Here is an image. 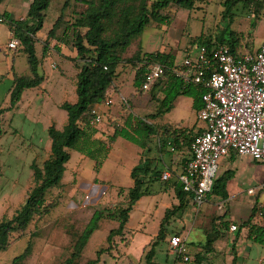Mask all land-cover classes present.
Masks as SVG:
<instances>
[{
	"label": "rangeland",
	"instance_id": "obj_1",
	"mask_svg": "<svg viewBox=\"0 0 264 264\" xmlns=\"http://www.w3.org/2000/svg\"><path fill=\"white\" fill-rule=\"evenodd\" d=\"M224 1L207 0L205 4L197 5L199 7L192 11L170 6L163 11L168 17L167 22L161 25L152 24L145 28L142 35L128 48L124 58H130L141 47V50L147 53L170 52L176 62L180 63L188 52L195 49L194 46L189 50L194 37L203 34L206 38L214 39L222 27L226 26L222 20ZM260 1L263 3V8L257 19H254L252 13L241 4L232 9L230 29L237 35L246 37L241 40L239 52H247L246 43L252 44L254 52L264 39V0ZM61 2V0H51L46 10L44 27L38 32L39 40L35 45V55L40 59L38 74L42 77V83L38 87L25 90L20 102L12 110H6L0 117V222L14 215L33 187L31 166H41L50 157V137L47 130L50 126L62 129V123L67 115L61 105L76 101L78 69L75 62L58 54L61 51L59 45H63L70 57V52L74 51L72 34L68 31L63 36L64 25L56 30L54 37L49 38L46 34L61 15ZM28 3L29 0H2L0 11L15 9L18 18L24 20L26 16L24 11ZM69 14L70 11L65 14L64 20L68 19ZM9 19L14 20L15 17L10 14ZM254 21L255 29L250 32V25ZM7 35L8 21L5 20L0 22V45L5 42ZM2 60L4 63V55ZM51 60L55 62V67L50 66ZM14 61L16 66L13 73L6 74V65H0L2 108L10 106V98L7 95L13 85L14 75L20 77L30 74L29 64L23 52H17ZM132 78V70L124 65L121 66L119 87L122 98L128 103L127 110L120 103L118 105V79L109 93L112 104L103 107L104 121L98 124L99 133L94 138L101 141L104 145L103 151L106 150L107 153L99 152L94 157H87L76 150L70 151L71 159L62 178L64 185L61 189L53 190L47 197V201L53 205L51 212L45 217L37 218L25 234L19 237L16 234L12 236L8 249L4 252L0 251V264H12V260L24 251L28 242L32 243L31 255L24 262L15 264H61L70 253L73 239L83 232L93 213L106 207L114 208L120 201L117 190H127L131 187L130 172L136 165L141 149L121 138L111 143L108 136L112 134L116 123H122L121 120L128 111L135 116H143L150 112V106L153 107V104H150V92L135 91ZM118 113L123 115L119 116ZM107 115L112 119L106 121L109 119ZM160 120L167 124L180 122L181 127H192L194 131L198 130L199 126H203L197 121V113L192 109V99L188 96H181L176 107L164 114ZM90 148L96 151L100 147L95 145ZM153 155L155 150L152 148L149 157ZM189 155L188 149L173 153L171 157L166 155L164 158L170 157L171 165L170 169L165 171L170 175L171 171L179 175L183 169L181 164L177 165V163H180L183 157H190ZM96 161L102 163L97 171ZM221 162L222 159L218 165L216 180L226 171L233 173L226 187L228 210L225 219L242 222L249 217L251 207L257 201L264 202V163H257L252 159L249 161L236 159L228 165H221ZM95 179L98 180L97 183L94 182ZM158 189L166 190L159 183L153 184L148 194L142 197L141 203L133 207L123 236L115 239L113 249L103 254L98 264H129L130 262L146 264L144 255L149 250L151 242L156 239L160 217H163L165 209L163 203L170 202V198L157 192ZM218 206L219 204L217 207L212 206L210 211L218 215L224 214V210L217 211ZM154 209L157 211L154 212ZM196 210L200 211V214H205V203L196 205L195 212ZM159 211L160 214L157 216ZM114 226L115 222L107 219L99 223L79 264H84L96 248L105 245V238ZM179 226H181L180 218L175 217L168 230L171 231ZM171 235L173 234H169L167 238ZM201 236V229L195 227L188 243L197 244ZM167 238L155 248L153 261L157 264H228L226 255H221L217 259L211 254L201 263H197L191 259L189 247L190 261H177V263L174 256L168 254L170 252L167 250ZM255 246L245 264H259V254L263 253L264 248L258 244ZM230 249L232 248L229 247Z\"/></svg>",
	"mask_w": 264,
	"mask_h": 264
},
{
	"label": "trees",
	"instance_id": "obj_2",
	"mask_svg": "<svg viewBox=\"0 0 264 264\" xmlns=\"http://www.w3.org/2000/svg\"><path fill=\"white\" fill-rule=\"evenodd\" d=\"M61 15L56 19L52 28L46 32L47 37H54L56 30L64 25L63 36L68 31L72 34V46L76 57L72 59L78 69L76 81L75 103H63L61 108L66 112L67 122L62 130L54 126L48 128L50 137V157L41 166L32 165L33 187L26 195L25 201L9 219L0 222V251L4 252L11 244L13 235L25 234L37 218L47 216L53 205L47 201L48 195L63 187L62 178L66 165L70 161V151L76 150L87 157H94L103 151L104 145L94 137L99 133L98 125L90 123V110L95 105H104L110 97L109 93L114 88L117 79L121 77V66L129 67L133 72L132 86L135 91L142 92L141 87L145 80L147 68L153 64L165 67L163 76L152 87L150 92V104H153L150 112L143 116H135L128 111L121 122L113 126V132L108 136L113 143L121 138L141 150V157L137 165L130 172L132 186L127 190L118 189L120 201L111 210L109 207L97 210L87 222L83 232L73 239L70 253L61 264H79L84 256L85 248L98 229L102 220H111L115 226L109 230L104 246L96 248L93 255L84 264H98L103 254L110 252L117 237L123 236L125 226L129 222V214L139 199L148 194L150 187L159 183L164 188H173L177 205L166 209L160 222L156 239L151 242L149 250L144 255L146 264H157L153 261L155 248L166 240L172 219L177 213L183 212L187 207L191 195L185 193L178 180L176 172L171 171L168 181L161 180V174L165 169L161 160L151 159L149 154L152 148L157 158L172 155L168 145H175L176 152L183 149L190 150V144L199 134L200 129L183 128L180 124L172 125L158 123L157 119L170 112L177 98L188 96L192 99V109L197 113L201 110L202 95L207 89L202 84H194L190 80L177 77L173 71L176 67L175 57L170 52L154 51L143 52L141 47L130 58H124V54L134 41L139 38L145 28L152 24L161 25L167 22L168 17L163 11L170 6L178 9L192 11L205 4L207 0H61ZM51 0H31L25 19L11 20L9 14L3 12L0 19L8 21V26L13 36L18 40L21 51L26 55L29 64L30 75L15 77L10 91V106L6 110H12L22 99L25 90L38 87L42 83V77L38 74L40 60L35 55L36 33L44 27L46 10ZM2 0H0V4ZM241 4L249 10L254 19L258 18L263 3L260 0H225L223 5L222 20L226 23L214 39L206 38L203 34L194 37L189 50L192 47L205 46L213 50L220 45H226L232 53H237L241 47V40L246 37L237 35L230 29L232 22V9ZM81 7V9L79 8ZM70 11L68 19L65 14ZM26 20V21H25ZM25 21V22H24ZM28 21L31 25L22 26ZM255 21L250 25V32L255 29ZM250 37V36H249ZM246 51L253 52L252 44L246 43ZM44 55V54H43ZM119 103L127 110L126 104L119 99ZM128 104V103H127ZM4 110H0L3 113ZM110 119H107L108 121ZM98 145L94 151L93 147ZM175 152V153H176ZM156 163L158 165H156ZM102 163L96 161L95 170ZM233 173L226 171L224 175L215 180L212 193L222 200L228 198L227 182ZM98 182L97 179L94 180ZM231 225H236L221 217H213L210 226L206 228V239L199 244L201 252L196 255L194 261L201 263L205 257L214 252V244L221 239ZM238 229V228H237ZM247 230V239L258 245L264 244V205L257 201L251 208L249 217L239 224V229ZM178 235V234H175ZM168 240V239H167ZM32 243L28 242L24 251L17 255L12 264L22 263L31 255ZM146 249V248H145ZM182 261L180 258H175ZM231 264H236L235 257Z\"/></svg>",
	"mask_w": 264,
	"mask_h": 264
},
{
	"label": "built area",
	"instance_id": "obj_3",
	"mask_svg": "<svg viewBox=\"0 0 264 264\" xmlns=\"http://www.w3.org/2000/svg\"><path fill=\"white\" fill-rule=\"evenodd\" d=\"M18 46V40L13 37L7 49L15 51ZM50 66L55 67L53 60ZM173 71L177 77L207 89L202 95L203 106L197 112V121L203 126L191 142V157L178 176L183 191L199 206L212 193L221 159L235 154L264 163V39L252 53L234 54L226 45L213 50L196 47ZM164 72L165 67L160 64L149 66L141 91L149 92ZM110 104L112 101L108 98L104 105ZM104 115L100 106L95 105L90 110V123H102ZM168 150L175 153V145L169 144ZM170 177L167 171L161 174L162 181ZM229 231H237V226L231 225ZM167 250L183 262L190 261L186 239L180 235L168 238Z\"/></svg>",
	"mask_w": 264,
	"mask_h": 264
},
{
	"label": "crops",
	"instance_id": "obj_4",
	"mask_svg": "<svg viewBox=\"0 0 264 264\" xmlns=\"http://www.w3.org/2000/svg\"><path fill=\"white\" fill-rule=\"evenodd\" d=\"M30 2H31V0H29V3L27 4V6L25 8V11H24V14L25 15H26L27 9H28V7L30 5ZM4 12H7L9 15L11 14L12 16H14L15 17L14 20H20L18 18V14L15 11V9H7ZM1 13H3V12L0 11V14ZM11 20H13V19H11ZM31 24H33V22L28 21L27 23H25L22 26L24 27L26 25H31ZM13 37H14L13 36V33L11 32V30H10V28L8 26V35H7V38L5 39V42L0 45V65H6V67H7L6 74L13 73L14 72V68L16 66V63L14 61V56H15V54L17 52H22L19 46H18V48L15 51H11V50H8L7 49V44L9 43V41L11 40V38H13ZM37 40H39V34L38 33H36V42H37ZM36 42H35V45H36ZM35 45H34V47H36ZM59 47H60L61 51L58 54H62V56H64L63 58H68L69 60H72V59H74L76 57L75 50L72 51V52H70L71 55L69 57V54L65 51L64 46L63 45H59ZM35 50H36V48H35ZM2 55L5 56L4 63H3V60H2ZM175 64L178 65L179 63H177L176 60H175ZM0 76H2V75H0ZM26 76H28V75H26ZM15 77H19V76L18 75H14V78ZM14 78H13V80H14ZM119 82H120V80L118 81V105H119V99L122 98V96H121L122 95L121 94V87H119ZM10 91H11V89L9 90L8 95H7V96H9V98H10ZM110 95L111 94H109V96ZM179 98H177V100H176V102L174 104L173 109L176 107V103H177V101H178ZM76 100H77V97H76ZM2 105H3V103L0 104V110H4V111H3V113H0V117H2L4 115V112L6 111V107L5 108H2ZM100 110L101 111L103 110V106H100ZM118 112H119V110H118ZM118 115L119 116L120 115H123V113H120V114L118 113ZM107 118H109V119L111 118L112 119V117L110 115H107ZM160 119L161 118L157 119V122L158 123H164ZM63 122L64 123H62V124H63V127H64L65 124H66V122H67V116H66V118H64V121ZM177 124H180V126H182V123H180V122L175 123V124H172V125H177ZM190 128H192V127H190ZM190 128L188 127V129H190ZM200 128H201V126H199L198 129H200ZM57 130H62V129H57ZM138 149H140V148H138ZM141 153H142V150H139L138 159L136 160V165L138 164V162L140 160ZM189 154H190L189 156L191 157L190 150H189ZM164 157L165 156L157 158L156 155H153L150 158L151 159L154 158L156 161L157 160H161L162 163L165 166V169H166L167 167H170V165H171L170 162H169V161H171V158H170L171 155L167 159L164 158ZM190 157H186V158L183 157L181 159L180 163L178 162L177 165L178 164H181V167L183 169L185 163L189 160ZM70 159H71V157H70ZM236 159H240L241 161H247V160L249 161L250 158H248V157H242L241 158V157H237L235 154H230L228 157H225V158L222 159L221 165H226V164L228 165L229 162H234ZM156 165H158V164L156 163ZM66 167H67V165H66ZM179 173L180 172H178V174ZM263 188H264V186H263ZM250 191H252V190H250ZM157 192L158 193H161L162 195L167 196L168 198H170V202L169 203H167V204L166 203H163V206L165 207L164 212H165L166 209H169V208L177 205L178 202H177V200L175 198V194H174L173 188H167L166 190H162V191H160L158 189ZM141 199H139V201H137L135 205L141 203ZM226 200H222L221 198H219L218 196H215L213 194L208 195L207 200L205 202V206H206V211L205 212L206 213L205 214H200V211H197L196 210V212H195L196 205L193 204V202H192L191 199H189V202H188L187 207L185 208V210L183 212H180V213H177L176 214L175 217H179L180 218V224H181V226L174 227L171 230V232H172L173 235L178 234V235L182 236L184 239H186V242L188 243L189 242V236H190L191 232L193 231V229L195 227L201 229V233H202V236L203 237L202 236H201L202 238L200 237V240H198L197 244H195V245H193L192 243L191 244L190 243L187 244L188 247H189V253L191 255V259L193 261H194V258L196 257V255H198L201 252V249H199L198 246H199V244H202L205 241V239H206V233H205L206 232V228H208V226H210V222H211L212 218L213 217H221V216H223L227 212L228 208H227ZM218 204H219V206H218V208H216L217 211L218 210H224L225 211L224 214H222V215H218V214L212 213L210 211V209L212 208V206H214V207L216 206L217 207ZM260 204L264 205V202H260ZM135 205H134V207H135ZM220 205L223 206L222 209L220 208ZM156 211H157V209H154V212H156ZM158 214H160V211H159V213H157V216H159ZM163 215H164V213H163ZM162 218L163 217H160L159 225H160V222H161ZM174 218L172 219L170 225L174 222ZM228 221L233 222L234 224H236L237 228L239 229V224L241 222H238L237 223V222H234L232 220H228ZM188 224H190V225L187 227ZM238 229L235 232H230L228 230L225 233V235L214 244V252L211 253V255H212L213 258L219 259L221 255H223V256L226 255L228 257V264H231V262H232V260H233L234 257L236 259V264H245L246 263V259L248 257H250V255L252 254L253 250L256 247L255 246L256 244L250 242L247 239V230L246 229H240L239 232H238ZM261 246L264 248V244L261 245ZM229 247L232 248V249L229 250ZM168 254H170V253H168ZM170 255H172V254H170ZM174 260L177 262V260L175 259V257H174ZM258 262H259V264H264V250H263V253H260L259 254V260H258ZM131 263L134 264L133 262H130L129 264H131Z\"/></svg>",
	"mask_w": 264,
	"mask_h": 264
}]
</instances>
